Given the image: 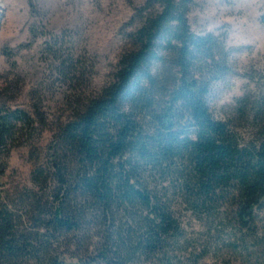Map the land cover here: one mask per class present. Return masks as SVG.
Masks as SVG:
<instances>
[{
    "label": "trees",
    "instance_id": "trees-1",
    "mask_svg": "<svg viewBox=\"0 0 264 264\" xmlns=\"http://www.w3.org/2000/svg\"><path fill=\"white\" fill-rule=\"evenodd\" d=\"M193 5L137 9L135 49L97 97L68 96L73 116L20 191L1 184L7 158L35 145L46 120L0 105V264H183L176 204L197 216L225 207L241 230L264 221V95L239 101L238 125L213 116L231 51L226 35L193 31ZM68 45L53 37L43 56L76 94L89 66Z\"/></svg>",
    "mask_w": 264,
    "mask_h": 264
},
{
    "label": "rangeland",
    "instance_id": "rangeland-1",
    "mask_svg": "<svg viewBox=\"0 0 264 264\" xmlns=\"http://www.w3.org/2000/svg\"><path fill=\"white\" fill-rule=\"evenodd\" d=\"M145 1L0 0V105L40 113L46 120L35 145L11 151L1 178L6 190L31 186L58 126L73 116L68 96L97 97L114 81L121 58L135 49L131 35L138 24L133 21ZM263 17L264 0H194L193 31L226 35L231 51V73L214 85L210 97L219 121L238 125L239 101L264 95ZM53 37L64 38L89 66L76 94L51 76L43 51ZM176 210L185 236L179 248L183 264H264V221L241 230L225 207L216 216H197L180 204ZM81 247L74 251L84 256L89 248Z\"/></svg>",
    "mask_w": 264,
    "mask_h": 264
}]
</instances>
